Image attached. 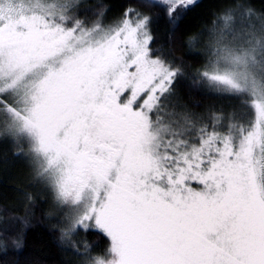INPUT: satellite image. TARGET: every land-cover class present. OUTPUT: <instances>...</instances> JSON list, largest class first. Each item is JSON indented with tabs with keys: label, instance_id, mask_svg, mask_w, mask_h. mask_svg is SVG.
<instances>
[{
	"label": "snow or ice",
	"instance_id": "1",
	"mask_svg": "<svg viewBox=\"0 0 264 264\" xmlns=\"http://www.w3.org/2000/svg\"><path fill=\"white\" fill-rule=\"evenodd\" d=\"M198 7L0 0L5 256L43 222L61 264H264V0Z\"/></svg>",
	"mask_w": 264,
	"mask_h": 264
},
{
	"label": "trees",
	"instance_id": "2",
	"mask_svg": "<svg viewBox=\"0 0 264 264\" xmlns=\"http://www.w3.org/2000/svg\"><path fill=\"white\" fill-rule=\"evenodd\" d=\"M126 0H110V3L119 6ZM200 7L187 13L186 17L175 26L179 34L183 37L196 36L210 19L211 13L217 10V7L224 3V0H198ZM259 3V0H257ZM173 27L166 20L161 19L157 24V30L164 38L168 30ZM4 151L0 146V153ZM27 167L20 162H11L5 169L0 163V204L8 202L9 204H18L21 199L18 192L13 189H22L27 185ZM31 191V189H28ZM22 215V213H21ZM37 220L40 212L36 213ZM64 254L57 246L55 237L50 234L43 222H34L32 226L25 230V244L17 255L5 256L0 252V264H61Z\"/></svg>",
	"mask_w": 264,
	"mask_h": 264
}]
</instances>
